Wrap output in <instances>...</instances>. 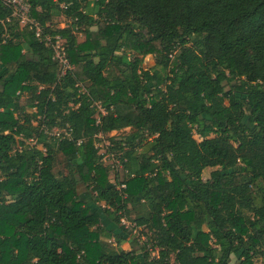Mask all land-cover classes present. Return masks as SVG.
I'll return each mask as SVG.
<instances>
[{
    "label": "trees",
    "instance_id": "1",
    "mask_svg": "<svg viewBox=\"0 0 264 264\" xmlns=\"http://www.w3.org/2000/svg\"><path fill=\"white\" fill-rule=\"evenodd\" d=\"M29 2L73 67L0 0V264H264V0Z\"/></svg>",
    "mask_w": 264,
    "mask_h": 264
},
{
    "label": "rangeland",
    "instance_id": "2",
    "mask_svg": "<svg viewBox=\"0 0 264 264\" xmlns=\"http://www.w3.org/2000/svg\"><path fill=\"white\" fill-rule=\"evenodd\" d=\"M55 21L59 23L61 26H66L68 24L67 19H65L63 15H58L55 18ZM78 38L79 41L83 42L85 40V35L83 33H78ZM156 62L157 60L154 55H148L145 57L143 66L146 69H149L152 68L156 64ZM28 97H29L28 93H25L22 97V102H26ZM28 110L35 111V109L31 107H29ZM129 132H130V128H126L121 131H113L106 135H100L97 139L96 145L97 147H99L100 154H103L104 156L103 162L110 167V178L112 181L115 180V173L117 169L121 168V164L118 159V154L115 151L112 150L110 151L109 149L111 146L114 145L112 143L111 137L120 139ZM33 143L34 142H32V144ZM67 164H68V158L62 152H59L57 155V161L55 166L56 172L67 173L70 170V167H68ZM212 170H214V168L205 169L203 172V178L204 179L210 178V174ZM76 176L80 179L79 174H76ZM78 188L81 194L86 192V185L83 184L82 182L79 183ZM136 213L137 212L135 211L132 212L131 219H127V217L124 216L121 220L122 221L121 224L129 228V231L131 230V233L123 232L121 228H116V230L124 234L126 238V240L120 246H117V248H122L125 250L133 249V250H138L140 252L141 246H143L148 241V238L151 235V233L145 227L136 225L135 221L132 220L136 217ZM110 241L115 243L113 239ZM149 246H151V244L148 245V247ZM149 249L151 250V247H149ZM157 255H158L157 249L151 250V256H157ZM256 262L257 264H261L262 259L259 258ZM233 263H235V259H233Z\"/></svg>",
    "mask_w": 264,
    "mask_h": 264
},
{
    "label": "built area",
    "instance_id": "3",
    "mask_svg": "<svg viewBox=\"0 0 264 264\" xmlns=\"http://www.w3.org/2000/svg\"><path fill=\"white\" fill-rule=\"evenodd\" d=\"M3 1L5 2L6 5L10 6L13 9V16L19 19L20 25L22 27L24 26L30 27L31 29L34 30L35 35L38 38L44 40L48 45L53 46L57 58L62 63L63 74L66 73L68 69H71L73 67L70 64V61L67 57L65 46L63 45L62 39L59 36H56L54 41L50 35L44 33L42 24L31 15V4L29 0H3ZM96 104L99 105L101 112L105 114L106 110L101 107V104L100 103H96ZM97 118L99 119L98 116ZM51 133L56 136H60L61 133L63 132L58 128H55ZM65 135L70 136L71 133L66 131ZM32 142L35 141L32 140Z\"/></svg>",
    "mask_w": 264,
    "mask_h": 264
},
{
    "label": "crops",
    "instance_id": "4",
    "mask_svg": "<svg viewBox=\"0 0 264 264\" xmlns=\"http://www.w3.org/2000/svg\"><path fill=\"white\" fill-rule=\"evenodd\" d=\"M64 17V16H63ZM65 18V17H64ZM62 27H64V26H62Z\"/></svg>",
    "mask_w": 264,
    "mask_h": 264
}]
</instances>
